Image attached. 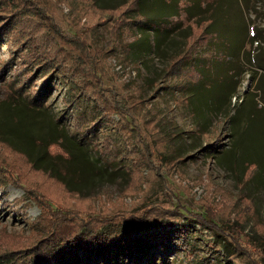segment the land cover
<instances>
[{"label": "rangeland", "instance_id": "374dc122", "mask_svg": "<svg viewBox=\"0 0 264 264\" xmlns=\"http://www.w3.org/2000/svg\"><path fill=\"white\" fill-rule=\"evenodd\" d=\"M6 1L0 0V28L9 25L8 44H0V132L7 137L6 143L0 140V177L14 182L0 186V248L25 245L30 222L41 213L26 194L33 191L89 204L102 214L137 211L141 203H158L169 213L179 207L209 256L216 235L197 216L204 213L198 201L208 197L212 217L229 227L241 247L240 264H264V0H221L224 14L218 19L212 0L207 7L206 0H184L175 28L151 31L146 38L137 27L121 37L120 22L112 29L109 17L120 15L121 0H11L5 6ZM14 5L22 11L40 6L51 18L22 19ZM148 6L164 9L167 19L175 13L164 0H149ZM205 17L213 19L209 30L226 42L220 48L212 39L207 58L195 57L206 71L201 85L220 98L208 96L210 107L206 92L198 97L195 86L186 84L182 91L180 80L177 90L166 87L169 80L162 82L171 57L184 51L191 25ZM51 24L84 41L79 44L83 60L94 66L104 89L124 93L128 104L139 101L132 129L116 115V126L107 123L78 73L72 80L74 72L61 67L62 73L52 77L40 67L39 57L63 49L46 29ZM191 69L184 70L188 78L199 73ZM40 97L45 98L33 107L29 101ZM216 144L222 145L220 151H209ZM42 149L56 162L49 172L29 157ZM169 259L193 262L181 251Z\"/></svg>", "mask_w": 264, "mask_h": 264}, {"label": "trees", "instance_id": "16d2710c", "mask_svg": "<svg viewBox=\"0 0 264 264\" xmlns=\"http://www.w3.org/2000/svg\"><path fill=\"white\" fill-rule=\"evenodd\" d=\"M10 1L7 0L5 6ZM148 1L121 0L117 6L124 8L120 15L117 19L113 16L109 17V21L113 24L112 29L115 28V22H120L118 28H120L121 37L123 33H128L137 27L143 33V38H146L151 31L161 33L173 30L174 26L178 24L173 23L176 20L181 21V18H176L179 17L178 14L185 3L184 0H164L169 5V10L175 12L170 16L171 19H167L169 16L164 15V9L153 7L151 10L152 7L148 6ZM206 2L208 3V0L203 1V5L206 7L209 3L216 5L217 15L213 14L215 19L223 16V9L219 8L221 0H212L208 4ZM13 4H16V1H13ZM13 7L16 12L20 13L19 17L22 19L40 18L43 15H45V20L51 18L48 12L37 5L31 7L29 11H22L23 6L14 5ZM36 9H40L42 12L36 11ZM212 25L213 19L208 17L197 20L191 25V35L187 37V41L183 45L184 51L171 57L169 65L165 68V78L162 81L164 83L169 80L170 85H166V87L174 90L179 89V80L184 84L182 91L186 84H189L187 87L195 86L198 90V97L206 92L205 100L208 107L211 106L208 96L213 94L214 99L219 100L220 98L217 97L216 92L211 91L212 89L201 85V76L206 71L205 68H202L203 65L196 64L195 57L197 59L207 58L210 51L206 46L211 43L212 39L220 41V48L226 44L219 33L209 30ZM8 26L0 28V44H8L6 39L9 34ZM54 26L55 24L47 25L46 29L51 30L53 40L62 41L63 49L52 48L45 57L42 59L39 57L37 60L38 62L41 60L40 67L46 74L51 72L52 77L56 76L54 72L62 73L61 67H68L74 72V76L70 77L72 80H76L78 73L81 82L87 84L90 97L99 106L100 112H105L107 123L116 126L112 119V116L116 115L123 125L132 129L133 114L139 108V101H132L131 104H128L124 93L115 91L106 85L104 89L94 66L90 65L89 60H83L82 48L79 44L84 41L80 38L63 35L59 31L53 30ZM13 29L12 26V31ZM197 31L199 34L196 35ZM53 49H55V55L50 56L53 54ZM124 51L129 52L127 43L124 45ZM207 62L208 60H205V66L208 65ZM185 69L199 73L194 74V78H188ZM208 85L210 86V83ZM48 92L49 90H43L45 94ZM44 98L40 97L29 102L33 107H36L38 101ZM101 118H103L102 115ZM159 119L158 117L157 120L159 121ZM158 121L155 119L156 123ZM100 122L101 119L96 121V124ZM84 138L82 141L86 140ZM121 138L124 139L125 135H121ZM0 140L3 143H6L7 140L6 135L2 132H0ZM214 146H217L216 149L212 150L211 146L209 151L216 153L220 151L222 145ZM29 157L34 166L44 172H49L50 164L55 165L56 163L43 149L37 154H29ZM146 161L144 159L143 164ZM170 163L172 166L177 165L173 161ZM5 182H14V180L0 177V186H3ZM207 192L210 193V191ZM26 194H29L35 201L34 203L40 208L41 213L30 222V236L26 239L24 246L16 249L5 246L0 248V264H172V259H169L170 254L180 251L193 256L192 264H240L241 247L237 245V242H234L235 237L229 227L225 228L217 217H212L211 201H208V197H203L198 201L202 204L204 213L197 216L199 221L210 223L209 227L212 226L216 235V240L213 241L216 250H213L214 253L211 251L209 256L205 255L206 252L200 245L199 232L195 233L196 229L193 227L191 229L189 221L179 207H177V213H169L170 211L158 208L160 206L158 203H141L143 208L137 211L114 209L112 213L102 214L101 211H93L89 204L81 205L69 202L62 197L48 198L43 193L37 195L33 191H28ZM103 210L105 209L103 208ZM249 210L248 207L246 210L243 208L242 212ZM237 222L242 224L240 216L237 218ZM210 248L208 245V249ZM215 255L217 256L215 257Z\"/></svg>", "mask_w": 264, "mask_h": 264}]
</instances>
